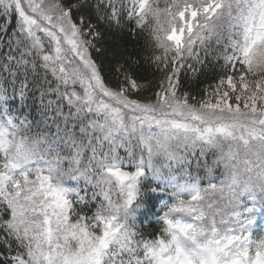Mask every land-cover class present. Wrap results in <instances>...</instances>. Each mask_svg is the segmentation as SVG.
<instances>
[{
	"label": "snow or ice",
	"instance_id": "6c2138e0",
	"mask_svg": "<svg viewBox=\"0 0 264 264\" xmlns=\"http://www.w3.org/2000/svg\"><path fill=\"white\" fill-rule=\"evenodd\" d=\"M0 264H264V0H0Z\"/></svg>",
	"mask_w": 264,
	"mask_h": 264
},
{
	"label": "trees",
	"instance_id": "16d2710c",
	"mask_svg": "<svg viewBox=\"0 0 264 264\" xmlns=\"http://www.w3.org/2000/svg\"><path fill=\"white\" fill-rule=\"evenodd\" d=\"M143 43V40L141 41ZM129 50H131V46H129ZM215 79V72L212 70H206L204 75H202L199 81H194L192 83L191 91L195 94L200 95L206 85L212 84ZM160 226L156 223L155 219H151V223L149 224L147 221H144V230L149 233H159Z\"/></svg>",
	"mask_w": 264,
	"mask_h": 264
}]
</instances>
